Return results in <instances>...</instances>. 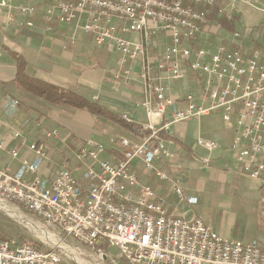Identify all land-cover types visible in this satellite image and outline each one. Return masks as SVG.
<instances>
[{"label": "built area", "instance_id": "obj_1", "mask_svg": "<svg viewBox=\"0 0 264 264\" xmlns=\"http://www.w3.org/2000/svg\"><path fill=\"white\" fill-rule=\"evenodd\" d=\"M240 1L46 0L44 33L52 32L58 14L60 23L73 28L76 35L90 36L99 49L119 56L115 81L129 79L140 69L144 128L150 135L140 144L112 137L113 148L122 153L116 162L103 158L108 151L104 143L88 141L76 157L87 167L89 188L82 189L64 168L46 189L40 175L48 160L45 145L27 144L17 134L30 156H21L20 150L12 151L11 156L20 161L26 176L2 167L0 158V200L24 204L32 214L111 264H264L260 245L224 239L203 218L171 215L165 202L133 170V164L142 161L145 171L169 184L180 200L195 204L197 199L187 196L183 182L157 166L179 157L162 133L170 136L173 125L218 114L233 128L235 138L229 151L242 172L264 183V46H248L250 41L260 43L264 34L261 30L255 37L252 31L235 33L232 40L216 46L206 44L209 35L205 38L211 9L219 8L221 18L223 6ZM14 3L0 0V15L8 13L7 24L16 21V12L30 17L37 12L35 7ZM27 25L33 27L34 23L28 21ZM190 74L198 78V90L182 99L169 95L167 79L184 82ZM178 100L187 107L173 110ZM122 117L133 123L129 115ZM57 135L49 132L46 136ZM195 148L208 165L207 153L221 146L199 139ZM104 244L118 252L103 249ZM0 264L68 263L54 251L0 236Z\"/></svg>", "mask_w": 264, "mask_h": 264}, {"label": "crops", "instance_id": "obj_2", "mask_svg": "<svg viewBox=\"0 0 264 264\" xmlns=\"http://www.w3.org/2000/svg\"><path fill=\"white\" fill-rule=\"evenodd\" d=\"M14 4L17 7H35L37 12L33 17L16 12V21L11 24L6 22L7 12L0 15L1 166L9 168L15 175L26 176L20 161L11 156L14 150H20L23 157L30 156L27 148L21 147L16 137L18 134L27 144L49 145L50 157L40 172L44 188H49L57 172L66 167L79 185L88 189L91 180L87 169L82 166L78 169L79 165L69 162L62 167L61 162H55L51 157L63 155L71 149L77 154L88 141L94 140L107 146L108 151L103 158L116 162L122 159V153L113 148L110 143L112 137L127 138L134 144H140L145 137L86 111L49 105L26 94L16 83L17 61L13 54L23 57L32 77L84 95L115 115L125 113L133 123L144 127L146 115L141 104L145 92L139 80L140 69L136 68L129 79L115 81L113 73L118 67L119 56L99 49L90 36L76 35L73 28L60 23L58 14L52 24V32L44 33L47 27L46 0H15ZM235 5L236 15L240 18L238 26L245 25V19L250 26L262 22L260 13L249 8L248 0ZM28 21H33L34 26L29 27ZM166 84L169 95L179 99L185 97L184 92L172 87L176 83L167 79ZM185 107L186 103L178 100L173 110ZM212 116H219L222 123L216 122ZM49 132H57L58 135L47 138ZM162 138L172 143L171 148L179 157L176 162H158L157 166L182 181L187 196L197 201L191 205L180 200L169 184L146 172L139 160L133 164V170L141 183L154 189L171 215L187 220L203 218L206 225L224 239L258 244L264 251V183L245 175L229 151L235 138L232 126L214 114L173 125L172 134L162 133ZM199 139L215 141L221 146V149L207 153L211 159L208 165L201 161L195 148ZM61 146L64 150L60 149Z\"/></svg>", "mask_w": 264, "mask_h": 264}, {"label": "rangeland", "instance_id": "obj_3", "mask_svg": "<svg viewBox=\"0 0 264 264\" xmlns=\"http://www.w3.org/2000/svg\"><path fill=\"white\" fill-rule=\"evenodd\" d=\"M249 8L260 13L262 17V22L257 26H250L247 24V20H244V24L241 26H236V21L238 20V25L240 23V18L236 15L237 5L235 4H226L224 8V14L228 18V22L230 24L228 26L234 27V31H227L224 29L223 24L219 23L220 18L218 15L217 17H213L215 12H217V8H212L211 12L213 13L209 19V27L207 34L205 35L209 37V41L206 39V44L209 42L212 45L216 46L219 43H224L225 41H230L234 38L235 33H240L242 35L248 34L252 31V36L255 37L258 32L262 31L264 34V0H248ZM234 9V10H233ZM234 18V20H233ZM233 22V24H232ZM127 37V36H126ZM263 37V36H262ZM261 37V39H262ZM204 38V39H205ZM260 39V40H261ZM256 42H249L248 46L253 48H261L264 45L262 43ZM227 44V43H226ZM198 78L195 76H191L189 81L186 80L184 82L176 83V85H172L173 88H177V90H181L184 94L196 92L198 90ZM177 86V87H176ZM187 107V104H186ZM185 107V108H186ZM213 119H216V122L221 121L219 116H212ZM222 122H219V124ZM46 150L48 154V159L50 157L49 145H46ZM62 150L64 147L61 146ZM76 150V149H75ZM74 149L69 150L67 153L63 155H55L51 157L55 162H61L64 165L69 162L79 165L78 169H81L80 166L83 168H87L86 165L82 164L78 161ZM79 162V163H78ZM91 165V163H88ZM66 168V167H65ZM64 169V168H63ZM68 170V168H67ZM87 171V170H86ZM87 189V188H86ZM12 211H17L22 217L20 219L18 216L14 215ZM0 236L12 238L14 240H21L29 244L28 241L34 242L38 244L43 249L48 251H54L58 255L61 256L63 261L68 264H111L110 261L103 260L98 253L92 250L87 249L84 245L76 241L71 237H67L59 228L56 226L49 224L34 214L30 213L27 214L23 212L18 206L1 201L0 200ZM103 249L111 251L113 254L118 252L117 249L110 247L108 244H104L102 246ZM120 264H127L126 262H121Z\"/></svg>", "mask_w": 264, "mask_h": 264}, {"label": "trees", "instance_id": "obj_4", "mask_svg": "<svg viewBox=\"0 0 264 264\" xmlns=\"http://www.w3.org/2000/svg\"><path fill=\"white\" fill-rule=\"evenodd\" d=\"M219 8H217V12L213 17H217ZM213 14V13H212ZM211 14V15H212ZM228 18L223 15L222 18L219 20L220 24H223L224 29L227 31H234V27L228 26L230 22L227 21ZM234 20V18H233ZM233 24V22H232ZM238 26V19L236 21L235 27ZM264 45V42L262 43ZM14 58L17 61V77L16 83L19 89L23 90L26 94L34 96L49 105L53 106H63L68 109L74 111H86L90 113L92 116L96 118H104L109 121L115 122L116 124L122 125L127 129H130L134 132H138L142 137H147L150 135V132L145 129L143 126L137 125L135 123L127 122L123 119L122 115L118 116L113 114L112 112L108 111L105 107H102L98 102L93 101L76 92L67 91L64 89H60L50 83H47L41 79L32 77L28 73V65L27 62L23 59V57L13 54ZM82 189L83 187L80 186ZM18 206L23 212L30 214L31 212L28 208L21 203H12ZM30 245L43 249L38 244L28 241Z\"/></svg>", "mask_w": 264, "mask_h": 264}, {"label": "bare ground", "instance_id": "obj_5", "mask_svg": "<svg viewBox=\"0 0 264 264\" xmlns=\"http://www.w3.org/2000/svg\"><path fill=\"white\" fill-rule=\"evenodd\" d=\"M14 215L18 216L20 219H22L21 215L17 213V211H12Z\"/></svg>", "mask_w": 264, "mask_h": 264}]
</instances>
